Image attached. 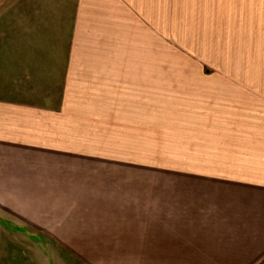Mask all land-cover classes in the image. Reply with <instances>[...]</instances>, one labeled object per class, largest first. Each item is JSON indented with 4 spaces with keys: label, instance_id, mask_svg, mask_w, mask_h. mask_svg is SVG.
Wrapping results in <instances>:
<instances>
[{
    "label": "rangeland",
    "instance_id": "1",
    "mask_svg": "<svg viewBox=\"0 0 264 264\" xmlns=\"http://www.w3.org/2000/svg\"><path fill=\"white\" fill-rule=\"evenodd\" d=\"M77 1L0 0V264H237L264 5L89 0L78 23Z\"/></svg>",
    "mask_w": 264,
    "mask_h": 264
},
{
    "label": "crops",
    "instance_id": "2",
    "mask_svg": "<svg viewBox=\"0 0 264 264\" xmlns=\"http://www.w3.org/2000/svg\"><path fill=\"white\" fill-rule=\"evenodd\" d=\"M88 1L79 0V2L77 1L75 5L73 3V8H69L68 10V13L74 12L78 14V23L82 21L83 13L92 12V3ZM256 2H259L260 5H264V0H251L250 4H254ZM260 18L264 19V16ZM76 27H80V24H76ZM258 211L259 210L257 209L256 226L252 227L249 231V240L245 241L244 245H242L241 243L238 244V242L235 245V253H237V264L238 259L242 262L243 258L245 264H264V207L261 208L260 212ZM242 252L248 254V256L245 255L243 258L242 256L238 257V254H241Z\"/></svg>",
    "mask_w": 264,
    "mask_h": 264
}]
</instances>
